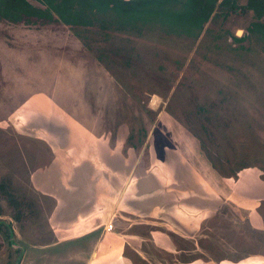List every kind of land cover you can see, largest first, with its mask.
Wrapping results in <instances>:
<instances>
[{
    "label": "rangeland",
    "instance_id": "obj_1",
    "mask_svg": "<svg viewBox=\"0 0 264 264\" xmlns=\"http://www.w3.org/2000/svg\"><path fill=\"white\" fill-rule=\"evenodd\" d=\"M232 1L197 38L143 23L149 10L121 28L112 15L76 29L0 17V264H86L94 234L59 242L49 221L78 191L58 195L41 172L83 127L124 138L136 172L175 188L151 186L168 217L190 208L197 235L175 237L176 254L152 247L158 264H264V40L235 38L257 16Z\"/></svg>",
    "mask_w": 264,
    "mask_h": 264
},
{
    "label": "crops",
    "instance_id": "obj_2",
    "mask_svg": "<svg viewBox=\"0 0 264 264\" xmlns=\"http://www.w3.org/2000/svg\"><path fill=\"white\" fill-rule=\"evenodd\" d=\"M78 129L81 139L67 141L63 148L54 145L58 149L50 169L41 171L42 177L50 180L59 176L58 195L78 191L62 196L50 216L59 242L94 234L88 238L94 246L86 264H136L138 259L158 264L152 247L168 254L180 252L175 237L190 240L200 228H196L194 216L189 222L183 213L190 212V208L180 214L176 209L168 217L159 208L163 201L151 186L154 184L158 195H167L169 190L171 197L179 194L174 192L175 188L160 187V176L153 170L136 172L132 168L137 161L136 149L125 146L124 138L122 142L119 136L120 140L112 143L90 127ZM74 164L79 166L72 171ZM52 165L57 166L56 171H51ZM39 171L33 170L32 177H37Z\"/></svg>",
    "mask_w": 264,
    "mask_h": 264
},
{
    "label": "trees",
    "instance_id": "obj_3",
    "mask_svg": "<svg viewBox=\"0 0 264 264\" xmlns=\"http://www.w3.org/2000/svg\"><path fill=\"white\" fill-rule=\"evenodd\" d=\"M0 0V17L6 21L44 26L62 22L76 29L101 23L106 15H112L113 21L122 27V19H129L130 25L137 22L139 13L149 10L150 15L143 23H158L170 29L190 31L192 37L202 33L218 7H226L232 0ZM252 11L257 19L248 28V34L237 40L243 41L249 35H257L264 40V0H247L243 7ZM236 9V7L234 8ZM130 15L131 18H124ZM136 17V18H134ZM127 23V22H126Z\"/></svg>",
    "mask_w": 264,
    "mask_h": 264
},
{
    "label": "built area",
    "instance_id": "obj_4",
    "mask_svg": "<svg viewBox=\"0 0 264 264\" xmlns=\"http://www.w3.org/2000/svg\"><path fill=\"white\" fill-rule=\"evenodd\" d=\"M110 228H112V225H110Z\"/></svg>",
    "mask_w": 264,
    "mask_h": 264
},
{
    "label": "water",
    "instance_id": "obj_5",
    "mask_svg": "<svg viewBox=\"0 0 264 264\" xmlns=\"http://www.w3.org/2000/svg\"><path fill=\"white\" fill-rule=\"evenodd\" d=\"M238 33L240 34L241 32L239 31Z\"/></svg>",
    "mask_w": 264,
    "mask_h": 264
}]
</instances>
